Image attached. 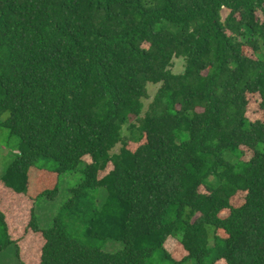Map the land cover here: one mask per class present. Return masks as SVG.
Returning <instances> with one entry per match:
<instances>
[{"label":"trees","instance_id":"1","mask_svg":"<svg viewBox=\"0 0 264 264\" xmlns=\"http://www.w3.org/2000/svg\"><path fill=\"white\" fill-rule=\"evenodd\" d=\"M0 125L20 140L1 188L53 200L62 176L83 177L50 227L31 209L39 264H264V0H0ZM83 203L84 236L121 250L71 236ZM8 217L0 251L25 264L9 235L25 220Z\"/></svg>","mask_w":264,"mask_h":264},{"label":"rangeland","instance_id":"2","mask_svg":"<svg viewBox=\"0 0 264 264\" xmlns=\"http://www.w3.org/2000/svg\"><path fill=\"white\" fill-rule=\"evenodd\" d=\"M227 11H222L221 16L223 19L227 16ZM249 54L251 52H248ZM252 55V54H251ZM185 61L181 58L173 60V66L171 72L174 74H181L184 71ZM160 85H151L147 86L148 98L143 100L144 108L142 115L148 109L149 104L152 102L155 94L157 93ZM255 101L252 105L249 106L247 111V118L250 121H255L259 116V100L257 97L253 98ZM141 115V116H142ZM6 115L3 117L5 118ZM136 122V121H134ZM123 134L127 136V128L124 127ZM120 146H117L113 153L119 151ZM20 151V140L11 135L9 131L0 125V177L4 174L7 167L14 161L15 157L19 154ZM252 156V153L245 151V155L242 158L243 161H248ZM89 158H85L86 162H89ZM38 168H45L47 170H41L44 172H49L51 166H54L53 162L46 159H40ZM36 168V167H35ZM111 165L107 166L105 171L99 173V177H103L111 170ZM38 171H31V176L35 178L38 175ZM83 177L81 175V170H76L73 173H69L59 181L60 190L57 196L53 200H48L47 198H40L39 200L33 202L34 197L30 194L28 195H18L10 190L7 191L4 188L0 187V209L3 210L8 217V220L13 221L14 225H17V219L19 218L20 222L24 221L23 228L19 227L17 229H11L9 235L11 240L15 241L16 246L19 248L20 259H23V262L27 264H39V257L41 248L44 244V241L40 234L34 236L30 235V229L27 227L30 220V211L35 207V212L38 218L40 227L46 229L52 225L53 219L59 213L62 204L69 198V192L72 189L81 184ZM0 185H3L0 182ZM9 190V189H8ZM99 193V194H98ZM96 194V200L104 201L106 197V192L104 190H99ZM90 208L89 205L83 203L80 206L79 210L74 211V213H68L64 217V224L69 228L71 236L79 241L93 245L95 247L101 248L102 251L108 253H114L122 249V245L116 241H109L103 243V241L97 239H90L84 236V230L86 227V220L89 218ZM7 220V221H8ZM209 230L212 231L211 228ZM6 240L5 232L3 227L0 226V246L4 245ZM178 243L175 239L170 238L164 245L165 250L171 255L174 260H181L186 256L182 250L177 249ZM210 245H213V240L211 239ZM32 253V254H31ZM34 253V254H33ZM25 259V261H24ZM25 262V264H26ZM0 264H19L16 255H15V244H12L3 250L0 251ZM152 264H171L166 260L160 258L159 253H156L155 260ZM187 264H193L189 262ZM221 264V263H219Z\"/></svg>","mask_w":264,"mask_h":264}]
</instances>
